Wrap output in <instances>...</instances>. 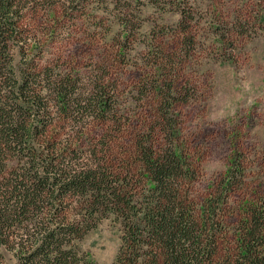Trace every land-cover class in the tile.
Masks as SVG:
<instances>
[{
    "label": "trees",
    "instance_id": "obj_1",
    "mask_svg": "<svg viewBox=\"0 0 264 264\" xmlns=\"http://www.w3.org/2000/svg\"><path fill=\"white\" fill-rule=\"evenodd\" d=\"M18 1L0 0V264L8 253L15 264H98L79 242L108 219L121 226L112 264H264V183L236 148L218 186L200 190L203 162L181 110L196 87L175 62L144 81L142 120L105 82L85 95L72 79L54 81V106L42 109L46 87L31 94L30 78L13 73L7 19ZM40 112L76 122L81 136L63 139L58 118ZM98 128L94 153L74 157Z\"/></svg>",
    "mask_w": 264,
    "mask_h": 264
},
{
    "label": "rangeland",
    "instance_id": "obj_2",
    "mask_svg": "<svg viewBox=\"0 0 264 264\" xmlns=\"http://www.w3.org/2000/svg\"><path fill=\"white\" fill-rule=\"evenodd\" d=\"M7 21L16 25L15 80L27 75L31 94L46 87L42 109L54 106V81L72 79L85 95L105 82L142 120L150 99L141 94L144 81L158 64L173 61L196 87L195 101L181 110L188 145L203 162L200 190L218 186L236 148L246 151L254 178L264 183V0H19ZM58 116L51 119L58 118L63 139H78L77 123ZM40 117L51 121L44 112ZM102 135L98 128L73 156L94 153ZM120 235L118 223L104 220L79 246L98 264H112ZM14 260L8 253L6 264Z\"/></svg>",
    "mask_w": 264,
    "mask_h": 264
}]
</instances>
